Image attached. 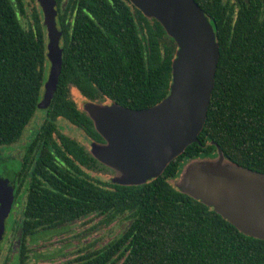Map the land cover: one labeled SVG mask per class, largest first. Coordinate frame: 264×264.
<instances>
[{
  "label": "trees",
  "instance_id": "16d2710c",
  "mask_svg": "<svg viewBox=\"0 0 264 264\" xmlns=\"http://www.w3.org/2000/svg\"><path fill=\"white\" fill-rule=\"evenodd\" d=\"M196 2L219 48L199 142L159 178L123 186L92 177L89 170L110 169L63 133L59 122L101 142L71 98L72 89L89 101L150 108L169 95L177 46L158 21L129 0H57L62 72L50 107L41 110L45 119L31 144L35 153L22 163L5 235L17 264L46 259L35 245L91 216L106 226L120 221L127 226L108 244L91 245L74 264H264V240L240 232L173 184L189 160L216 155L215 143L232 162L264 173V0ZM47 44L41 10H29L27 0H0V153L22 140L39 111L50 68Z\"/></svg>",
  "mask_w": 264,
  "mask_h": 264
},
{
  "label": "water",
  "instance_id": "95a60500",
  "mask_svg": "<svg viewBox=\"0 0 264 264\" xmlns=\"http://www.w3.org/2000/svg\"><path fill=\"white\" fill-rule=\"evenodd\" d=\"M47 30L50 68L39 110H47L63 66V32L57 26L56 0H38ZM155 19L177 46L169 95L160 103L134 110L114 102L88 101L84 113L101 142L91 156L112 171L111 181L140 186L163 175L169 164L199 142L208 118L219 48L209 18L196 0H129ZM217 146L212 157L191 159L174 184L213 208L240 232L264 240V173L232 162ZM16 178L0 176V243L15 201Z\"/></svg>",
  "mask_w": 264,
  "mask_h": 264
},
{
  "label": "rangeland",
  "instance_id": "374dc122",
  "mask_svg": "<svg viewBox=\"0 0 264 264\" xmlns=\"http://www.w3.org/2000/svg\"><path fill=\"white\" fill-rule=\"evenodd\" d=\"M30 4L29 10L34 6L31 0H27ZM71 98L77 102L79 107L83 110L86 99L76 90L72 89ZM104 100V99H99ZM107 103L110 101L106 100ZM41 115L44 116V112L39 110L36 112L35 117L32 119L30 124L27 126L24 136L22 140L16 144L14 147L6 148L2 150L0 153V158L3 159L0 162V176L1 177H9L13 171L18 170L19 162L16 157L25 151L24 143L27 141L29 136V131L36 127V124L42 123ZM40 119H39V118ZM61 130L63 133L70 135L80 142L89 145V141L86 140V136L84 133L73 126L66 120H61L59 122ZM33 135H30L32 137ZM22 146V148H21ZM16 147V148H15ZM13 174V173H12ZM95 177H100L103 180L110 179L113 174L112 171L104 170L101 173L94 172L92 174ZM174 184V181H173ZM14 214V209L9 215L6 221V232L8 233L10 229V225L12 222V215ZM101 218L97 216H91L85 220H81L76 222L68 227L67 230H64L63 233L57 234L52 237H46L37 245H35L34 249L40 254H45L47 256L46 259L31 261V264H74L75 260L81 255L85 254L89 251V247L93 245L92 249L100 248L106 244H108L114 237H116L119 233H121L127 226L124 221L115 222L112 225L106 226L101 224ZM6 234V233H5ZM14 233H10L9 236H13ZM15 238V236H14ZM13 239V238H12ZM1 244V248H2ZM5 246L0 264H17L15 261L12 263L8 260V256L10 255L9 249Z\"/></svg>",
  "mask_w": 264,
  "mask_h": 264
},
{
  "label": "flooded vegetation",
  "instance_id": "af4514ba",
  "mask_svg": "<svg viewBox=\"0 0 264 264\" xmlns=\"http://www.w3.org/2000/svg\"><path fill=\"white\" fill-rule=\"evenodd\" d=\"M32 1V4L34 5L32 8H35L36 10H38V11H42V9H41V6H40V4H39V1L38 0H31ZM28 2V1H27ZM29 3V2H28ZM29 6H30V4H29ZM31 8V9H32ZM63 9V8H62ZM56 11H57V19H58V17H59V15H60V11H59V8H58V3H57V0H56ZM42 14H43V12H42ZM43 23H44V15H43ZM44 26H45V24H44ZM57 26H58V29L60 30V31H62L63 32V36H62V38H61V41H60V44H61V47H62V42H63V38H64V31L59 27V25H58V22H57ZM45 29H46V26H45ZM46 34H47V30H46ZM47 40H48V38H47ZM63 48V47H62ZM86 99V98H85ZM86 101L88 102L89 100L88 99H86ZM39 118V117H38ZM41 118H42V123L44 122V119H45V113H44V116L43 115H41ZM40 119V118H39ZM41 123V124H42ZM40 124H36V127L35 128H33V129H31L30 131H29V136H28V139H27V141L24 143V145H25V151H23V153L22 154H20L18 157H16L17 159H18V162H19V168H18V170H15L14 172H12L14 175H15V178H16V189H17V187H18V180H19V174H21V167H22V163H24V159H25V156H27V154H31V156L30 157H32L33 155H34V150H33V147H32V145L31 144H33V138L35 137V131L38 129V126H39ZM60 126V125H59ZM61 128V127H60ZM30 135H33L32 137H30ZM90 143H89V145H86V144H84L83 143V146H84V148L86 149V151L87 152H89L90 153V149H91V144L93 143V142H95V141H92V140H88ZM38 142L37 141H35V145L37 144ZM14 146H16V145H14ZM14 146H12V147H14ZM16 148V147H15ZM21 148H22V146H21ZM90 155H91V153H90ZM30 160V159H29ZM31 161V160H30ZM29 161V162H30ZM89 173H90V175L92 176V177H95V176H93L92 174L95 172L94 171V169L93 170H89L88 171ZM16 189H15V191H16ZM13 207H14V205H13ZM12 210H13V208H12ZM12 212V211H11ZM11 214V213H10ZM6 235V234H5ZM5 235H4V237H3V239H2V241H1V243H0V258H1V256H2V248L3 247H5L6 246V241H5ZM17 243H18V241H13V245H12V247L13 248H16V245H17ZM1 244H3L2 246V248H1ZM8 260H10L12 263L14 262V259H13V252L12 253H10V255H9V259ZM0 261H1V259H0Z\"/></svg>",
  "mask_w": 264,
  "mask_h": 264
}]
</instances>
